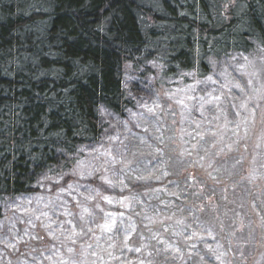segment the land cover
Instances as JSON below:
<instances>
[{
    "label": "rangeland",
    "instance_id": "1",
    "mask_svg": "<svg viewBox=\"0 0 264 264\" xmlns=\"http://www.w3.org/2000/svg\"><path fill=\"white\" fill-rule=\"evenodd\" d=\"M210 66L153 87L128 76L127 118L101 108L105 181L155 174L161 187L122 199L125 212L93 207L84 185L71 203L8 201L0 264H264V55Z\"/></svg>",
    "mask_w": 264,
    "mask_h": 264
},
{
    "label": "trees",
    "instance_id": "2",
    "mask_svg": "<svg viewBox=\"0 0 264 264\" xmlns=\"http://www.w3.org/2000/svg\"><path fill=\"white\" fill-rule=\"evenodd\" d=\"M262 50L264 0H0V220L8 201L71 203L78 185L93 207L146 201L161 187L155 174L122 188L104 179L101 108L127 118L128 76L153 87Z\"/></svg>",
    "mask_w": 264,
    "mask_h": 264
},
{
    "label": "snow or ice",
    "instance_id": "3",
    "mask_svg": "<svg viewBox=\"0 0 264 264\" xmlns=\"http://www.w3.org/2000/svg\"><path fill=\"white\" fill-rule=\"evenodd\" d=\"M109 203H111V201H109Z\"/></svg>",
    "mask_w": 264,
    "mask_h": 264
}]
</instances>
